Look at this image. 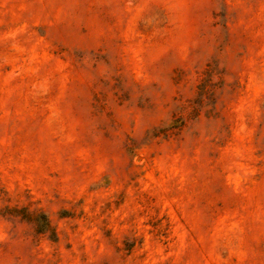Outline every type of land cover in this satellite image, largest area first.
<instances>
[{
    "label": "clouds",
    "instance_id": "1",
    "mask_svg": "<svg viewBox=\"0 0 264 264\" xmlns=\"http://www.w3.org/2000/svg\"><path fill=\"white\" fill-rule=\"evenodd\" d=\"M0 264H264V0H0Z\"/></svg>",
    "mask_w": 264,
    "mask_h": 264
}]
</instances>
